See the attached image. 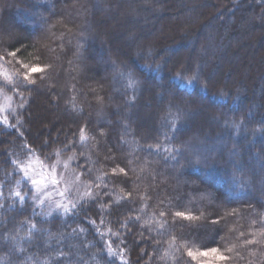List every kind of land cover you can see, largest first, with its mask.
<instances>
[{"label": "trees", "instance_id": "obj_1", "mask_svg": "<svg viewBox=\"0 0 264 264\" xmlns=\"http://www.w3.org/2000/svg\"><path fill=\"white\" fill-rule=\"evenodd\" d=\"M99 1L0 0V88L11 102L0 119V264H264V89L216 87L208 71L179 65L183 37L165 56L162 37L147 55L117 39L102 49L92 14ZM262 1L228 0L218 14L242 19ZM238 5L246 6L228 10ZM216 24L220 37L224 24ZM64 76L58 106L80 118L64 135L37 141L29 107L39 88ZM156 91L172 102L155 96L157 116L142 131L130 118H139L142 95ZM70 152L93 199L45 216L34 208L25 165Z\"/></svg>", "mask_w": 264, "mask_h": 264}, {"label": "rangeland", "instance_id": "obj_2", "mask_svg": "<svg viewBox=\"0 0 264 264\" xmlns=\"http://www.w3.org/2000/svg\"><path fill=\"white\" fill-rule=\"evenodd\" d=\"M112 1L115 3V0ZM112 1L100 0L92 7V14L100 21L92 23L97 22L93 24L96 26L94 35L97 31L100 36L98 43L102 49L106 48L107 42L111 44L113 39H117L124 50L131 54H148L149 51L156 50V42L162 37V43L157 49L165 56L167 45L171 46L183 37V51L175 57L179 65L185 64L201 73L208 71V80L214 82L216 87L239 86L242 90V86L247 85L248 89L254 87L253 93L264 89V1L260 3L258 11L257 8L252 11V7L250 11L254 13H244L243 18L238 20L229 17V11L218 14L228 0H144L141 3L122 2L117 8ZM59 3L64 5V0H59ZM254 3L256 2L251 1L250 5ZM244 6L246 5L233 6L228 10ZM215 16L217 18H214ZM219 20L224 24L220 37L217 36L216 24ZM41 21H44V18ZM44 23L45 21L41 24ZM193 30L198 31L196 36ZM232 30L235 33L230 36ZM102 38L104 40H100ZM89 43L96 44L92 39ZM106 60L107 56L103 54L97 62L102 64ZM60 71L61 69L58 70ZM3 81V75L0 74V83ZM67 82L68 79L64 76L58 86L48 83L37 90L27 114L32 126H38L37 132L33 133L37 141L42 140L44 143L54 135H64L80 118L69 116L73 113L69 111L72 107H68L64 101L60 104L61 108L58 106L60 98L64 97ZM3 90L0 88V119L11 104L9 96ZM157 92L154 98L151 92L143 94L140 98L142 104L139 106V118L133 121L130 118L132 125L139 119L142 131H150L157 116L159 106H154L155 96L161 95L164 101L172 102L170 95L164 93L163 96ZM44 99L48 100L47 103L40 101ZM52 102L55 104L52 105ZM37 107L40 108L39 111ZM161 107L164 109V104L161 103ZM113 108L116 112L128 116V108L122 107L121 104L116 103ZM194 110L195 108H192L189 112ZM195 111L211 113L209 109L204 110L200 106H197ZM43 119L45 120L41 122ZM37 122L41 123L38 125ZM118 144H114V147H118ZM177 171L176 167L175 172ZM24 172L32 186L34 208L45 216L71 212L78 205L93 199L92 190L85 183L81 173L75 169V158L71 152L47 163H27ZM164 175L166 180H171L168 174ZM260 187L264 191V187Z\"/></svg>", "mask_w": 264, "mask_h": 264}, {"label": "snow or ice", "instance_id": "obj_3", "mask_svg": "<svg viewBox=\"0 0 264 264\" xmlns=\"http://www.w3.org/2000/svg\"><path fill=\"white\" fill-rule=\"evenodd\" d=\"M40 71H42V69H40V68H32L31 69V72L32 73H37V72H40ZM27 78V77H26ZM176 215L177 216H182V215H184V214H182V213H176ZM185 218H188V217H186L185 216ZM217 253V250L216 249H212V254H216ZM189 255H191V253H189ZM204 255H207V253H204ZM217 260H219V261H225L226 259H227V257H225V256H222V255H218L217 257Z\"/></svg>", "mask_w": 264, "mask_h": 264}]
</instances>
